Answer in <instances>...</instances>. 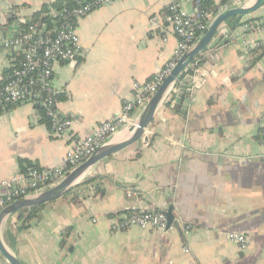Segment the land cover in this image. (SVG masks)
<instances>
[{
	"label": "crops",
	"instance_id": "1",
	"mask_svg": "<svg viewBox=\"0 0 264 264\" xmlns=\"http://www.w3.org/2000/svg\"><path fill=\"white\" fill-rule=\"evenodd\" d=\"M53 1L0 0L1 32L14 24L8 7L28 21ZM169 2L117 0L78 21L82 55L57 65L53 78L57 109L75 136L119 114L132 85L150 80L171 58L177 39L166 21ZM179 2L185 12L194 10ZM254 3L226 0L222 10ZM263 19L264 5L235 27L236 18L226 20L232 39L206 48L201 63L195 58L186 74L194 85L181 82L179 107H171L174 96L158 107L147 141L97 162L71 195L46 202L31 222L19 212L4 218L3 246L21 264H264V28H245ZM260 47L248 69L250 52ZM14 58L0 46V83ZM125 137L120 131L111 143ZM66 150L67 141L52 135L31 105L0 112V183L28 167H57ZM86 179L95 181L81 185ZM169 207L173 223L165 231H111L119 214ZM230 234L245 238L243 251Z\"/></svg>",
	"mask_w": 264,
	"mask_h": 264
},
{
	"label": "built area",
	"instance_id": "2",
	"mask_svg": "<svg viewBox=\"0 0 264 264\" xmlns=\"http://www.w3.org/2000/svg\"><path fill=\"white\" fill-rule=\"evenodd\" d=\"M114 1L117 0H83L72 8L51 11L50 15L55 21L50 27L38 23L27 24L28 21L16 10L10 7L6 9V13L16 19L7 31L0 30V46L12 52L15 58L10 73L0 83V112L12 106L31 105L42 113L52 135L67 141V150L61 165L57 167H28L10 180L1 182L0 208L54 186L94 152L110 144L120 131H127L134 126L135 113L144 108L179 59L201 38L209 21L223 11L221 2L224 0H216L218 13L215 15L201 8L202 2L207 0H186L194 6L191 13L180 8V0H170L166 21L177 39L171 58L150 80L132 85V97L124 103L119 114L97 125L88 136L79 138L72 133L71 120L57 109L59 91L53 84L54 69L57 65L73 63L82 55L77 34L78 21ZM22 24L27 25L21 27ZM245 28H264V19L257 24L245 25ZM190 83L194 85L193 79ZM177 92L178 89L173 86L165 102L171 96L175 97ZM260 143L262 152L259 158L264 160V136ZM131 228L165 231L166 213L156 210L133 211L117 215L111 223L113 233ZM228 238L240 251L245 249L246 240L243 236L230 234Z\"/></svg>",
	"mask_w": 264,
	"mask_h": 264
},
{
	"label": "water",
	"instance_id": "3",
	"mask_svg": "<svg viewBox=\"0 0 264 264\" xmlns=\"http://www.w3.org/2000/svg\"><path fill=\"white\" fill-rule=\"evenodd\" d=\"M237 1V0H236ZM264 5V0H255L253 6L249 8H243L237 6L236 8L226 9L220 12L215 19L211 22L208 28L203 32L201 38L187 51L178 61L175 68L165 78L160 85L156 93L147 101L144 108L136 117L135 125L131 126L126 131V137L117 143H110L96 152H94L86 161L71 170L61 181L54 186L43 190L37 195L28 196L14 201L13 203L3 207L0 211V225L4 218L19 212L23 209H29L31 207L55 200L57 198L65 196L69 191L75 188L79 184V180L87 169L95 165L97 162L108 158L124 148L138 142L141 138L143 141H147L145 132L152 122L154 114L159 106L165 103L168 95L171 92V88L174 86L181 73L190 65L193 60L201 54L206 48L213 47L219 43L223 44L227 40H231V32L228 26H225V21L231 18H236L233 22L235 27L239 19L243 16L249 15L257 11ZM224 25V27H222ZM191 82L190 76H185L182 83ZM183 90L180 89L176 93L171 107H179L182 101ZM167 229L173 223L172 207H169L166 212ZM0 264H21L19 260L11 254L0 242Z\"/></svg>",
	"mask_w": 264,
	"mask_h": 264
},
{
	"label": "trees",
	"instance_id": "4",
	"mask_svg": "<svg viewBox=\"0 0 264 264\" xmlns=\"http://www.w3.org/2000/svg\"><path fill=\"white\" fill-rule=\"evenodd\" d=\"M83 0H55L53 1L51 4L49 5H43L39 11L33 13L30 18H28V23L27 24H33V23H38L40 25H46V26H52L53 22L55 21V18L52 17L50 15L51 11L54 12H59L61 9L63 8H72L74 6H76L78 3L82 2ZM226 0L221 2V6H223L225 4ZM15 9L18 7H14ZM201 8L207 12H212L213 15H215L216 13H218V9L217 6H215L210 0L207 1H203L201 4ZM16 18L11 17L8 22L9 23H13L15 21ZM27 24H22L21 27H25ZM263 48H256L254 50H252L250 52L251 54V61L250 64L248 66V69L251 67V65H253V63L256 61V59L259 57V55L262 53ZM197 59H199L197 62L201 63L202 59L199 58V56H197ZM195 59L193 60L192 64L195 63ZM11 70H5L4 71V80L6 79L7 75L10 73ZM193 68L192 67H187L180 75V77L178 78V80L176 81V83L174 84L175 88H179L181 86V82L183 80V78L185 76H187L186 74H190L192 73ZM4 80H2V82H4ZM171 103V100L166 101L163 105L165 106H169ZM39 111V110H38ZM40 112V111H39ZM40 114H42L40 112ZM264 136V135H263ZM262 136V137H263ZM261 137V138H262ZM20 165L23 166V164H26L27 166V162H25L24 160H20L19 161ZM29 165V164H28ZM95 181V179H86L82 182L81 185L84 184H88ZM77 187V186H76ZM73 189L71 191H69L64 197H67L69 195H71L73 193ZM95 192H102L100 190H98V188H95ZM77 196L74 195V197L72 198L73 201H76ZM45 203L31 207L29 209H23L21 211H19V216L24 218V223H29L31 222L34 218H36L42 207L44 206Z\"/></svg>",
	"mask_w": 264,
	"mask_h": 264
}]
</instances>
